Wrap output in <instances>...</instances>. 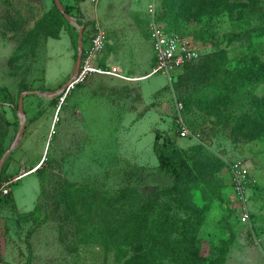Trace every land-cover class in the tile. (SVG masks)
I'll list each match as a JSON object with an SVG mask.
<instances>
[{
  "label": "rangeland",
  "instance_id": "obj_1",
  "mask_svg": "<svg viewBox=\"0 0 264 264\" xmlns=\"http://www.w3.org/2000/svg\"><path fill=\"white\" fill-rule=\"evenodd\" d=\"M53 2L0 0V164L7 154L0 176L20 174L10 185L13 202L0 201V221L10 225L0 230L7 261L0 263L115 264L112 248L78 240L101 223L98 199L131 185L134 205L157 197L149 219H192L189 202L201 210L203 264H264L263 85L236 76L256 67L254 56L264 62V0H59L71 10H59L65 20L57 37L35 35ZM153 21L198 52L170 79L143 77L154 66ZM79 27L85 39L96 27L105 33L96 63L123 78L91 74L56 101L74 71ZM257 99L263 102L251 104ZM156 133L185 151L189 164L206 162L191 189L156 168ZM232 163L248 174L239 193ZM113 201L108 217L121 218L127 205Z\"/></svg>",
  "mask_w": 264,
  "mask_h": 264
},
{
  "label": "trees",
  "instance_id": "obj_2",
  "mask_svg": "<svg viewBox=\"0 0 264 264\" xmlns=\"http://www.w3.org/2000/svg\"><path fill=\"white\" fill-rule=\"evenodd\" d=\"M63 9L64 13L67 14L71 10L67 6H64ZM64 20L62 13H60L53 2V6L37 21L33 33L35 35L44 33L55 38ZM259 28L264 29V18ZM88 42L89 38H82V44L87 45ZM76 52L74 55L75 61ZM253 60H255V68L251 70L250 68H242L236 76L244 81L254 80L259 85L262 84L264 96V62L258 61L255 56ZM189 64L186 63L178 69H184ZM61 87L62 84L59 85L58 89ZM77 87L75 86L71 92ZM62 95L63 93L56 95V101L61 99ZM260 101L261 99H257V103L251 102V104L259 105L263 102ZM262 104L263 106L257 107V111H260L264 117V103ZM196 136L199 137V135ZM152 150L157 161L156 168L158 171L169 177L174 186L183 187V191L186 188L191 189V185L193 186L206 173L207 165L205 161L200 160L189 164L185 151L175 147L169 139H162L157 133L154 136ZM127 175L130 176L129 174ZM11 177L1 175L0 184ZM135 187L128 185L116 194H109L108 200L104 195L100 197L98 199V207L101 208L102 215L98 219H101V223L90 227L91 230L89 229L85 234H82L78 243L87 244L93 239L100 241L104 245L105 250L112 248V259L115 264H203L202 258L199 257L196 240L197 229L201 224V218H199V215L202 214L201 210H197V207L189 202L187 209L191 213L189 216L194 215L192 219L188 217L183 221H178L175 217L168 218L167 215H163L162 218L149 219L148 213L158 203L157 197L154 199L155 195L151 196L150 194L140 200L142 205L138 206V203L134 205L130 201L136 191ZM67 188L70 189V186H67ZM151 189L154 188H149V190ZM115 196H118L120 202L123 201L127 205L121 218H109L115 207L113 202H117L113 201ZM141 196L139 194L138 199H141ZM4 198H8L10 202H13V200H10V194ZM131 206H134V210Z\"/></svg>",
  "mask_w": 264,
  "mask_h": 264
},
{
  "label": "built area",
  "instance_id": "obj_3",
  "mask_svg": "<svg viewBox=\"0 0 264 264\" xmlns=\"http://www.w3.org/2000/svg\"><path fill=\"white\" fill-rule=\"evenodd\" d=\"M149 40L151 42L154 66L150 72L143 76L144 79L158 73L166 75L170 79V74L174 70L182 67L184 64L189 63L198 57L197 50L188 40H185L178 34L164 32L157 24L154 23V21L150 23ZM106 43L107 38L105 33L96 27L89 37L87 47L83 48V53L77 73L75 75L72 74L71 78L69 79L70 81L64 88H60L61 90L59 93H63V96H65L75 86L82 83L88 76L94 73L120 76L119 72L115 68H108L106 66L101 67L99 62H97L98 64L96 63L100 54L104 50ZM178 106L180 107V105ZM189 134L190 133L188 129L185 127H182L179 131V135L182 138L188 137ZM230 171L234 180L235 190L238 193L243 191L245 177L248 175L247 171L243 169V167L238 163H232L230 166ZM19 175L17 177L12 176L11 178L1 182L0 200H3L4 197L10 194V185L17 182L20 177ZM246 216L247 214L245 213L242 216V220H245Z\"/></svg>",
  "mask_w": 264,
  "mask_h": 264
},
{
  "label": "water",
  "instance_id": "obj_4",
  "mask_svg": "<svg viewBox=\"0 0 264 264\" xmlns=\"http://www.w3.org/2000/svg\"><path fill=\"white\" fill-rule=\"evenodd\" d=\"M55 1V3H56V5H57V7H58V9L61 11V12H63V9H62V7H61V5H60V3H59V0H54ZM67 17V16H66ZM82 35H83V32H82V28L81 27H79V30H78V38H77V54H76V61H75V67H74V71H73V74L75 75L76 73H77V71H78V68H79V65H80V61H81V55H82V51H83V46H82ZM70 80H68L67 81V83L69 82ZM67 83H65L62 87H61V89L62 88H64L65 86H66V84ZM60 89V90H61ZM59 90V91H60ZM21 109V98H20V100H19V110ZM19 136H20V133H19ZM18 139V138H17ZM6 155L7 154H5L4 155V157H3V159L1 160V164H2V161L5 159V157H6ZM0 164V170H1V165Z\"/></svg>",
  "mask_w": 264,
  "mask_h": 264
},
{
  "label": "crops",
  "instance_id": "obj_5",
  "mask_svg": "<svg viewBox=\"0 0 264 264\" xmlns=\"http://www.w3.org/2000/svg\"><path fill=\"white\" fill-rule=\"evenodd\" d=\"M10 193H11V190H10ZM1 217H5L6 218V216L5 215H2ZM10 226V225H9ZM9 226L4 222H1L0 221V230H3V233H7V229H9ZM2 246H4L5 244H4V242L2 241ZM0 259H2V258H0ZM2 262H7L6 260H4V257H3V259H2ZM0 264H2V263H0Z\"/></svg>",
  "mask_w": 264,
  "mask_h": 264
}]
</instances>
